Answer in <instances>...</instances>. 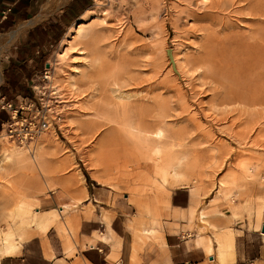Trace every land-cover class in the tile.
Listing matches in <instances>:
<instances>
[{
	"label": "rangeland",
	"instance_id": "1",
	"mask_svg": "<svg viewBox=\"0 0 264 264\" xmlns=\"http://www.w3.org/2000/svg\"><path fill=\"white\" fill-rule=\"evenodd\" d=\"M197 1L199 2V0H101L110 14L121 11L127 17L124 21L127 19L128 21H125L120 36L117 35L118 30L114 26L107 29L101 27V29L93 23L83 29V34L91 37L80 38L82 42L75 41V44L79 43L78 45H82L88 51H93L92 53L99 56L100 61L94 70L80 73L75 78L78 90L85 97L84 103L87 107L85 112L88 115L78 121L75 130L63 124V121L60 125L62 131H59L57 126L55 130L50 125L45 133V143L50 150L47 151L44 159V167L47 170L44 169V171L53 176L52 184L48 186L45 184V172L34 168L32 164L31 166L27 164L11 175L12 185H14L12 187L16 189L11 187L10 190H20L18 199L21 200L33 202L36 198L39 199L38 209L42 210L57 208L60 203L68 202L74 186L83 184L89 192L90 200H93L97 206L98 214L95 213L92 218L95 215L99 216L102 209L113 215L115 212L106 208L115 210L116 215L112 226L124 238L125 243L128 238L127 231L124 229L125 220L137 216L136 210L149 214L151 210L149 204H159L173 186H164L157 171L159 169L157 165L161 160H165V154L160 153L159 161H148L146 143L140 139L134 141L132 137H129L126 131L124 132L122 123L133 119L140 122L142 126L148 125L147 128L152 129V126L155 128L162 124L166 117V122H170L167 124L169 128L167 136L171 138L173 135L171 138L175 141L173 143L182 146L177 151L188 152L190 148L191 153L188 152V154H192L200 161L192 155V158L188 156L191 159L188 158L186 162L191 163L194 160L192 163L196 164L195 167L188 166L191 175L196 176L202 173L204 175L205 172L208 176L210 175L206 183L196 177L197 182L191 183L192 188H188L194 196V202L190 206L194 209L192 220L199 224L196 213L198 215L200 209L207 206L210 213L208 222L216 229L206 228L204 237L208 241H214L216 245L220 242L221 232L227 230L228 226L243 230V236L237 238V264H252L253 261L264 258V243L262 236L257 233V226L264 219V180L259 178L260 175H264V133H261L259 139L255 135L259 129H264V100L261 106L260 104L259 106L251 105L253 104L249 100L251 90H245L250 85L251 78L248 75V69L244 67L247 65L244 59L248 60L249 50L246 46L253 41L251 40L253 33L264 26V23H260L264 17L253 16L252 3L255 0H208L203 7ZM92 3L94 1L90 0L89 6ZM57 15L58 10H55L44 21H52L58 17ZM66 23L67 20H62L61 29L57 37H54L53 46L49 49V64L50 61H54L58 42L67 30L66 27L69 24ZM95 37L96 39L99 37L96 40L99 41L98 43ZM17 42L16 40L9 45L7 38L1 34L0 53L8 48L0 55L1 66L4 60L9 59L10 49ZM94 48L97 49L94 50ZM244 69L246 71H243ZM51 72L55 70L52 69ZM33 78L27 81L31 95L16 97L14 104H18L24 98L32 97L30 85ZM39 80L40 83L35 82L37 87L44 85L50 90H57L49 87L48 79L42 81V75L39 76ZM55 81L52 82L55 84ZM260 91L257 90V93ZM47 94L52 104L56 105L51 94L48 92ZM61 95L64 97L63 100L67 99L63 92ZM60 106H63L64 115L65 112L73 110L72 102L61 103ZM250 106L256 108L253 109ZM1 112H4L8 118L5 111ZM131 112L134 114L131 115ZM120 113L124 114L122 116H126V119ZM147 113L150 117L145 115ZM101 114L105 115L101 116ZM253 118L260 119L257 121L261 122V125L258 123V126L254 127V130L250 129ZM140 119L142 122L139 121ZM120 120L123 122L121 123ZM174 130L177 131L174 133ZM123 134L129 140H125ZM176 138L178 139L175 140ZM171 155H175L174 152ZM212 158L214 160L217 158L219 162H214ZM242 158H248L253 163L255 168L252 171L244 170L248 174L253 173L256 179L248 182L244 188L237 189L232 200H219L208 206L210 198L217 196V188H214L209 195L207 188L228 172L233 171L231 173L234 175L237 173V177L242 175L244 171L238 168V162ZM257 164L259 166L256 170ZM200 166L202 168H199ZM12 168L13 165L9 169ZM80 177L83 182L80 181ZM62 178L70 179L69 192L62 188ZM0 189V235L4 237L6 231L15 227L16 221L26 218L27 215L16 217L17 219L6 217L15 202L4 195L7 194V188ZM188 197L187 189L178 190L173 194L175 204L182 207L187 206ZM129 201L135 205V209ZM36 206L31 207L32 215L37 210ZM65 211L68 210L60 213L58 221L67 214ZM123 211L127 214L123 215ZM168 213L170 220L176 217L173 209ZM95 220L85 222L82 233L89 234L92 229H103L102 224L97 222L98 219ZM143 221V226L148 228L150 220ZM179 222L183 223L181 219ZM188 228L183 230V233L189 235L185 238L194 242L196 229L194 231L189 222ZM45 232L39 236L46 244L49 241L56 255L60 257L61 249L63 250L62 241L52 230H49V227ZM165 232L171 254L174 255V264L190 262L191 257L188 254L191 252L202 255L201 262L205 264H217L215 261L210 263L203 252L193 248L191 244L190 249H187L185 240L178 238L179 235L175 237ZM40 240L37 238L32 244L25 245L21 257L6 259L2 264H50L42 259ZM130 242L131 233L127 243L128 249ZM97 246L102 251L95 247L83 250L82 253L94 264L105 263L104 254L109 247L101 243ZM155 248L161 249L158 241L148 243L144 251L142 250L139 254V264H152L156 255L148 251H154ZM216 254L218 256L217 250ZM120 255L126 256L125 244ZM213 260L214 258L210 261Z\"/></svg>",
	"mask_w": 264,
	"mask_h": 264
},
{
	"label": "bare ground",
	"instance_id": "2",
	"mask_svg": "<svg viewBox=\"0 0 264 264\" xmlns=\"http://www.w3.org/2000/svg\"><path fill=\"white\" fill-rule=\"evenodd\" d=\"M93 1H94V3L89 8L86 9V11L83 13V15L80 16L76 22H74L73 24H71L68 27V29L66 30V32L64 33V35L61 39V42L59 44L58 49L55 51L54 61H50V64L48 62L47 64L49 65V67L47 65L46 66L47 69L45 68L43 71V74H44L43 78L48 79L49 87H51L52 89H57V90H55V91L50 90L48 87H45L44 85H40L38 87L35 85V88L38 89V90H35L38 96L41 95L42 93H43V95H45L48 92L49 94H51L53 100H55V102L57 103L56 105L55 104L53 105L52 100L47 101V103H49V105H51V108L47 112L43 113V115H42L43 116V124L37 129L36 128L33 129V127H32L33 132L25 133V132H21V130H19L20 129L19 123H21V119H19L17 122H15L16 132L18 133L16 136H11V137L8 136L5 129L4 130L2 129V131L0 132V188H4V189L7 188V194L6 193L5 194L3 193V194L7 195V196L9 195L11 200L15 202L13 204L12 210L10 209V211L8 212L6 217L9 216L12 218H14V217L16 218V217L24 216V214L27 215L26 218H21L20 221H16L17 224H15V227L13 229L6 231L4 237H2L0 235V261L3 258H5L11 254H14L16 249L18 248V245L20 243L24 242L28 238V236H30L32 233L37 232V233L41 234V233H44L45 231L47 232L49 225H51L55 220H57L59 218L60 212H63L64 210H68V209L74 207V205L76 206L77 204H81L82 200L87 196V193L85 192L86 187L82 184L79 188V185L76 184L74 186V189L82 192V195L75 197V199H74L75 201L72 203L73 205L65 204V205H62L61 207L42 209L41 210V209H38V206L40 205L39 199L36 198L35 201H33V202L18 199V198H20V196H19L20 190H18V191L12 190V189L10 190V188L12 186H14V185H12V181H11L12 176L11 175H14L13 173H15L17 170L24 168L25 165H27V164L34 165L35 166L34 168H37L39 171L40 170L44 171L45 167H44L43 156H44V154H46L47 150H50L49 149L50 147L48 146V144L45 143L46 138H44L45 137L44 135H45V133H47L48 128H50V125L55 130H56L55 126H57V129L59 131H62L60 125L64 121L63 124L65 123V125L69 126L71 128V130H75L78 121L81 120L83 116L88 115L87 112H85L86 108H87L85 103H84L85 97H83L82 92L80 90H78V86L76 84L75 78L80 73L82 74V73H86L90 70L92 71V69L94 70L96 68L95 66L98 64V62L100 63V61H99V56H97L95 53H92L93 51H91V52L88 51L86 48L82 47V45H78L79 43L75 44V41L76 40H77V42L81 41L80 38L89 39V37H91V36L88 37V35H84L83 29L85 26H89L90 24H93V23L97 26H100V28L102 27L103 29L104 28L107 29V27L114 26L118 30L117 35L120 36L123 32L124 24L126 21V20L124 21V19L127 18L123 14V12H121V11H115L114 14H110L108 12V9L106 8V6L101 2V0H93ZM207 1L208 0H199V2L198 1L197 2L203 7L207 3ZM252 11H253V16L256 15V16H259L261 18L264 17V0H255L252 3ZM127 21H128V19H127ZM260 23L261 24L264 23V20H262ZM102 33H103V31H102ZM253 34H252L253 35L252 37L250 36L252 38L251 40H253V41L248 46H246V47H248V50H249L247 53V57H248L247 59L248 60L244 59V61L247 62V65L244 67L246 70L248 69V75L251 78V81L249 80L250 85L248 87H246L245 90H249V91L251 90V93L249 94L251 96L250 99L248 97V99L253 103L251 105L257 106L258 104H260V106H261L262 105L261 103L264 100V26L261 27L259 30L255 31V33H253ZM98 38L99 37H97V39ZM101 38L104 39L103 37H101ZM97 39L95 37V41ZM91 41H93V40H91ZM100 41L103 42V40H100ZM88 42H90V41H88ZM88 42H86V43H88ZM96 42L98 43L99 41H96ZM96 42H94V43H96ZM86 43H85V45H86ZM94 43H92V44H94ZM80 44H82V43H80ZM86 46L88 47V44ZM95 47H96V45H95ZM97 47H98V45H97ZM96 49L94 48V50H96ZM7 50H8V48L3 50V52H5ZM3 52H1V53H3ZM1 53H0V55H1ZM0 66H1V64H0ZM179 66H181V64ZM52 69H54L55 72H51ZM245 69L243 71H246ZM243 71H241V72H243ZM40 75H42V73L39 74V76ZM0 79H1V67H0ZM54 80H56L55 84H54V82H52ZM243 86H245V85H243ZM238 88H240V86H238ZM238 88L236 90H238ZM49 90H50V92H49ZM257 90H261V91L257 93ZM61 92H63L66 95L67 99L63 100L64 97H62ZM117 101H118V99H117ZM66 102H72V105H73L72 109L73 110L65 112V115H64L63 111H62L63 106H60V105H61V103H66ZM116 104H117V102H116ZM250 107L253 108L252 106H250ZM255 108H253V109H255ZM29 109H30V107H29ZM52 109H53V112L54 111L57 112L56 115H60L59 119H57L56 121H54L55 113L51 112ZM135 109H133V110H135ZM122 110H123V108H122ZM118 111H120V110H118ZM258 112H260V111H258ZM124 113H125V111H124ZM11 114H12L13 118L16 119L17 118V109L12 108ZM32 114L35 118H37V116H38L37 111H33ZM120 114H121V116L124 115L122 113H120ZM133 114L134 113L131 112V115H133ZM147 114H145V115L149 116V114L148 115ZM103 115H105V114H101V116H103ZM135 115H134V117L137 116V115L136 116ZM260 115H262V113ZM263 115H264V113H263ZM89 116H90V114H89ZM109 116H111V115H109ZM146 116H145V118H146ZM94 117H96V115ZM104 117H106V116H104ZM122 117L125 118L126 116L125 117L122 116ZM97 118H99V117H97ZM139 118H142V117H139ZM261 118H263V117L261 116ZM105 119L107 120V118H105ZM165 119H166V117H165ZM165 119H163L162 124H160L159 126H156V127L154 126L155 128H153V126L151 124H149V126L150 125L152 126V129L150 127H149L150 129L147 128L148 125H147V127H145L146 125L142 126L140 122H136L133 119L132 120H125L124 123H122L123 121L121 122V120H120V122L123 124L122 125L123 130L125 129L124 132L126 131V134H128L129 137H132V139H134V141L135 140L139 141V139H140L146 143V145H147L146 148H147L148 155H149L148 161H150V160H152L154 162L159 161L160 160V157H159L160 153L165 154V160L164 161L161 160L160 164L157 165V166H159V169L156 166L158 169V170L157 169L156 170L159 172L160 178L162 180V184L164 186L170 185V186H173V188L175 187V188H184V189L185 188H192V185H190V184L197 182L196 177L200 181H203L204 183L209 181L208 179H210V177H209L210 175L208 176L207 172H205L204 175H203V173L196 175V176H194L193 174L191 175L190 171L188 170V166H193V167L196 166V164L192 163V161H194V160H192L191 163L186 162V161H188L187 159L190 158L192 155V154L191 155L188 154V152L191 153V150L189 151L190 148H188V152H186L184 150H183L184 152L183 151L181 152L180 150L177 151V149H181L180 147H182V146L178 145V144L176 145L173 143L175 141H172L173 139H171V138H173L172 137L173 136L172 130H170V131H172V133L170 134V135H172L171 138H169L167 136V133L169 134V132H168L169 128H168L167 124L170 122L167 123L166 122L167 119L166 120ZM257 120H260V119H257ZM257 120H255L254 118L251 120L250 129L254 130V127H257L258 123H259V125H261L260 124L261 122H258ZM111 121H112V119H111ZM139 121H141V119ZM145 123H147V122H145ZM118 124H120V123H118ZM30 125H31V123H30ZM118 128L120 129L121 127H118ZM172 128L174 129V127H172ZM258 129H259V127H258ZM176 131L177 130H174V133ZM121 132H122V130H121ZM124 132H122V133H124ZM262 132L264 133V129H259L257 131V133L255 134V135H257L256 138L259 139V137H261V135H262L261 134ZM17 136H23L20 139L21 142H19L15 139ZM29 136H31V138H30V140H27V138H29ZM124 136H125V138H124L125 140H129V138H127L126 135H124ZM177 137H179V136L177 135ZM177 139L178 138H176L175 140H177ZM130 141H132V140H130ZM179 144H181V143H179ZM183 145H185V144H183ZM143 146H144V144H143ZM213 149H217V148H213ZM219 149H221V148H219ZM185 150H187L186 147H185ZM192 150H194V149L192 148ZM173 152L175 155H171V153H173ZM193 153H196V152L193 151ZM210 153H212L211 149H210ZM189 155H190V157H188ZM221 156H224V155H221ZM225 156H226V154H225ZM217 157L220 158L219 156H217ZM167 158H168V160H167ZM195 159L198 160L197 157ZM210 159H211V156H210ZM212 159L214 160V158H212ZM216 159L217 158H215L214 162L218 163L219 161L217 162ZM256 159L259 160V158H256ZM211 161H207V162H211ZM195 162L198 163L197 161H195ZM214 162H212V164ZM202 164H206V163H202ZM207 164L210 165V163H207ZM12 165H13V168L9 169ZM214 165H215V163H214ZM219 165H220V163H219ZM256 166H257L256 167V170H257L259 164H257ZM203 167L205 168V166H203ZM29 168H33V167H29ZM29 168H28V171H29ZM199 168H202V167L200 166ZM238 168H241L244 171V172H242V175L237 177L236 176L237 173H236V175H234L233 173H231L233 171H231V172H228V173L222 175L216 183H212L210 188L207 185L208 191L207 190L206 191L208 192V195L210 193H212V190L214 188L215 189L217 188V193H216L217 196L214 197V199L212 200L213 203H215L219 200H224V201L232 200L235 196V192L237 189L239 190V188L240 189L244 188V186L246 184H248V182L253 181V179H256V178H254L253 173L248 174L246 172V170L252 171L255 168V167L253 168V163H251L248 158L240 159L238 162ZM244 169H246V170H244ZM21 172H22V170H21ZM197 172H199V171H197ZM5 173H6V175H4ZM77 175L80 176L79 174H77ZM259 178H260V180H264V175H260ZM80 181L83 182L82 177H80ZM46 184H47V182H46ZM205 186L206 185H204V187ZM12 188L16 189L14 187H12ZM9 190H10V192L8 194ZM75 192L77 195L79 194L77 191H75ZM33 205H37V210H35V214L32 215L31 214V210H32L31 207ZM200 212H202V211H200ZM29 214H31V216L28 217ZM200 218H201V222L203 224L210 226L212 229L215 228L213 225H211L208 222L205 213H202ZM262 221L263 222H262L261 231L264 234V230H263L264 219ZM57 231L60 233V235L64 234L66 232L65 228L62 226H59L57 228ZM74 250L75 249L72 246H69L68 244L65 245V251H66L67 255L73 254ZM44 253L49 259L55 258L54 254H53V252L50 249L48 244H45V246H44Z\"/></svg>",
	"mask_w": 264,
	"mask_h": 264
},
{
	"label": "crops",
	"instance_id": "3",
	"mask_svg": "<svg viewBox=\"0 0 264 264\" xmlns=\"http://www.w3.org/2000/svg\"><path fill=\"white\" fill-rule=\"evenodd\" d=\"M67 1L68 0H0V14L4 8L10 6V11L8 12L6 19L0 20V35L3 34L5 38H7L9 45H11L16 40L18 41L10 49L9 59L2 62L0 96H3L7 100H11V102H14L16 97L21 98V96L31 95V90L28 88L27 81L30 78H33L35 74L39 75L40 71L47 68L45 63L49 62V49L53 46V42L55 41L54 37L61 29L62 20H67L66 24H73L80 16L83 15L90 2V0ZM54 9L58 10V17L52 21H44L53 14L55 11ZM67 27L66 29H68ZM63 35L61 36L58 44H60ZM35 78L36 77L33 79ZM4 114V112H0V123L6 119V114L5 117ZM47 151L43 156L44 159L48 153ZM45 171H47L46 168ZM44 182L45 184L47 182L46 185L53 183V176L49 172H45ZM70 184V179H61V186L65 191L69 192L71 190L69 187ZM80 186L81 185H79V187ZM185 189L188 190L189 195L187 206L182 207L176 205L173 199V194L178 190ZM185 189L172 187V189L168 191L167 195L159 204H149L151 205L149 214H145L143 212L141 213L140 211L136 210L137 216H134L131 219L128 218L124 222V229L128 234V238L124 243V238L120 236L112 226V221L116 215V211L106 208L109 211H114L115 214L113 215L108 213L105 209H102L99 216L95 215L92 218V216L97 212V206H95L93 200H90L89 192L87 188H85L87 196L82 200L81 204H77L76 206L74 205V207L68 209V211H65L67 214H65L63 218L61 217V220L59 219L58 221L57 219L49 226V230H52L62 241L63 250L61 249L62 255L60 254V257L56 255L51 244L49 241H47L55 256L54 259H49L44 253V246L46 243L42 240L41 236H39L40 233L35 232L28 236L24 242L18 245V248L14 254L3 258L0 261V264H2V262L6 259L21 257L23 255V249L25 245L32 244L37 238L41 239L39 243L42 259L49 262L50 264H94L83 255L82 251L98 247V243L105 244L109 247V250L104 254L105 263L101 264H139L138 257L140 252H142L148 243L155 241H158L161 244V249L155 248L154 251H148L154 252L156 255V259L152 264H174V255L171 254L172 252L170 250V245L167 241L165 231H167L168 235L175 237H178L179 235L178 238H183L186 242L187 249H190V244L193 246V248L200 249L210 263L215 261L217 264H237V238L243 236L244 231L235 227L234 231L233 228L228 226L227 230L221 232V235L219 236L220 242L217 243L218 245H216L214 241L211 242L205 239L204 232L206 228L211 227L203 224L200 217L202 213H205L208 220L210 213L207 210V206L201 208L200 211L202 212L199 211L198 215L196 213L199 223L196 224V222L192 220L194 218V209L190 207L194 202V196L189 190L190 188ZM75 191H77L79 194L77 195ZM81 195L82 192L73 188L68 202L60 203V205L57 207H61L65 204L73 205L72 203L75 201V197ZM213 199L214 198H210L208 206L210 204H215L212 202ZM129 203L135 209V205L130 201ZM171 209H173V213L176 217L170 220L168 212ZM78 210L81 211L79 212ZM69 211H72L73 213H69ZM122 213L123 215L127 214L125 211ZM188 214L190 221H188ZM95 219H98L97 222L102 224L103 229H92L89 234L82 233L84 223L91 222ZM144 219L150 220V225L148 228L143 226ZM180 219L183 221L182 224L179 222ZM188 222L193 226L194 231L196 229L197 232V234H194V242L185 238L188 233H183L184 229H189ZM262 222L257 226L258 232L255 230L253 231L259 233L262 236V242L264 243V234L261 231ZM180 225H182V227ZM59 226L65 228L66 232L64 234L60 235V233L57 231ZM172 229L176 231H173ZM215 229L216 228L213 230ZM247 230H249V228H247ZM130 233L131 242L128 249L127 243ZM66 244L72 246L75 249L73 254H66ZM124 244L126 245V256L122 257L120 255V251L124 247ZM98 249L102 251L101 248L98 247ZM216 250L220 258H218ZM188 255L191 258L190 262H186V264H198V262H200L199 264H205L203 261L201 262L203 259L202 255L195 252H191V254ZM213 258L214 260L210 261ZM262 259L255 260V262L253 261L252 264L257 262V264H264V258ZM69 260L72 261L70 262Z\"/></svg>",
	"mask_w": 264,
	"mask_h": 264
},
{
	"label": "built area",
	"instance_id": "4",
	"mask_svg": "<svg viewBox=\"0 0 264 264\" xmlns=\"http://www.w3.org/2000/svg\"><path fill=\"white\" fill-rule=\"evenodd\" d=\"M10 11V6H7L6 8H4L1 11L0 14V20H4L7 17L8 12ZM43 71H40L39 74L42 73V81L44 80L43 76ZM35 79H32V84L30 85L33 95L31 98H24L22 99V101H20L18 104H14L13 102H11V100H7L5 99L3 96H0V112L1 111H5L8 114V118H6L5 120H3L1 122V129L0 132L2 131V129L6 131V133L8 134V136H16L18 133L16 132V124L15 122H17L19 119H21V123H19V130H21V132H25V133H30L33 132L34 128H39L42 124H43V113L47 112L50 108L51 105H49V103H47V101H49V96L46 93V95H43V93L41 95H37L35 90H38L37 88H35V82H41L39 80V75H36ZM38 79V80H37ZM30 107V109H29ZM15 108L17 109V118L14 119L12 114H11V109ZM33 111H37L38 116L37 118H35L33 116ZM51 112H53V109L51 110ZM55 113V118L54 121H56L57 119H59L60 115H56L57 112H53ZM40 115V116H39ZM53 120V119H52ZM31 123V125H30ZM33 127V129H32ZM23 136H17L15 139L19 142L20 139ZM31 136H29V138H27V140H30Z\"/></svg>",
	"mask_w": 264,
	"mask_h": 264
},
{
	"label": "water",
	"instance_id": "5",
	"mask_svg": "<svg viewBox=\"0 0 264 264\" xmlns=\"http://www.w3.org/2000/svg\"><path fill=\"white\" fill-rule=\"evenodd\" d=\"M48 64L47 63H45V66H47ZM263 230H264V226H263Z\"/></svg>",
	"mask_w": 264,
	"mask_h": 264
}]
</instances>
